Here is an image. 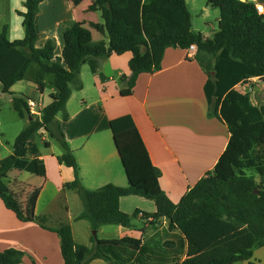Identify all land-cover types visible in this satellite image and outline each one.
<instances>
[{"label": "trees", "instance_id": "obj_1", "mask_svg": "<svg viewBox=\"0 0 264 264\" xmlns=\"http://www.w3.org/2000/svg\"><path fill=\"white\" fill-rule=\"evenodd\" d=\"M91 1L86 12L100 13L106 40H94L80 22H66L60 57L54 56L52 40L42 48L35 47L39 38L35 18L42 0H24V11L18 12L24 28L22 40L9 41L7 28H0L2 91L9 93L32 66L36 68L34 80L39 91H43L46 75L53 77L55 87L40 117L29 113L25 100L12 101L17 115L31 120L15 138L12 155L0 160V199L4 206L18 220L34 221L56 233L63 264H86L93 259L106 264H253L249 262L253 252L264 247V104L252 105L250 94L238 91L236 85L252 77L264 78V14H258L251 1L206 0L207 6L218 10L219 20L213 36L204 38L192 30L184 0ZM190 45H195L193 58L207 76L206 101L214 104L213 116L226 125L229 133L213 170L173 204L160 188V172L152 165L137 128L125 115L110 120L108 125L128 186L84 188L74 154L56 121L57 115L67 121L66 102L72 90L82 89L81 67L88 65L92 73H97L100 59L130 53L129 75L120 77L126 85L120 95L128 96L140 74L159 70L167 48L186 50ZM42 129L63 148L59 162L73 170L74 180L63 188L75 191L81 201L83 210L78 220L88 222L95 232L105 225L130 227L140 212L120 211L119 199L138 196L153 201L156 208L154 213L141 214L142 220L168 221L163 241L151 244L131 237L113 241L93 237V245L88 248L74 243L68 224L61 222L50 228L46 216H24L6 179L12 170L44 176L35 142ZM23 257L24 253L14 249L0 251V264H20Z\"/></svg>", "mask_w": 264, "mask_h": 264}, {"label": "crops", "instance_id": "obj_2", "mask_svg": "<svg viewBox=\"0 0 264 264\" xmlns=\"http://www.w3.org/2000/svg\"><path fill=\"white\" fill-rule=\"evenodd\" d=\"M184 1L188 11V1L195 5V0ZM241 1H251L254 5L261 6L264 12V0ZM23 2L24 0H0V18L5 5L14 15L13 22L0 19V28H7L9 41L24 38L22 17L18 15V12L24 11ZM91 3V0H42L35 18L39 35L35 47L42 48L47 40H52L55 43L54 56L60 57L64 23L74 21L89 29L94 40H106L101 29L103 22L100 13L86 12ZM208 9L207 5L203 7L206 15L209 13ZM214 20L216 29L211 27L210 33L192 30L204 38H211L217 31L219 17ZM91 23L98 27L93 28ZM93 33H99V37H94ZM130 58V53L102 58L99 60L98 72L90 71L91 76L82 66L79 75L82 89L72 90L66 102L67 121L63 122L58 115L56 121L60 124L64 139L78 164L81 184L88 190H95L107 184L128 186L108 124L118 117L130 116L152 165L160 172V188L173 204H177L200 178L213 170L226 148L229 133L226 125L213 116L214 104L206 101L204 85L207 76L204 70L194 58L187 57L186 50L167 48L159 70L151 74H140L131 93L121 96L120 91L126 85L120 81V77L129 75ZM35 71L36 68L33 75ZM25 79L26 75L23 80L13 84L9 93L2 91L0 83V101L6 98L12 105L14 98L26 101L32 100L31 96H36L37 101H32L37 110L42 111L51 102L50 96L55 92L53 77L45 76L42 92L35 80L34 90L23 85ZM256 87L257 90L250 93V102L254 106H260L264 104V90L259 85ZM30 120L28 117L26 125ZM49 138L52 137L42 129L35 141L36 144H41L37 145L40 153L38 159L43 163L44 176L18 170H12L7 175L8 190L24 216H46V225L50 228L57 227L61 222L66 223L71 227L74 243L88 248L93 245V237L101 241L131 237L151 244L163 241L168 221L165 218L142 220L141 214L154 213L156 208L153 201L138 196L119 199L120 211L127 214L136 210L140 212L130 227L105 225L93 235L88 222L77 219L83 206L76 192L63 188L64 184L74 180L72 168L58 160L64 150L57 141L61 148H55ZM7 147L0 149V160L12 155L13 148L9 145ZM256 179L258 180L257 177ZM8 249L24 253L20 264H63L57 234L41 228L34 221L18 220L0 199V251ZM249 262L264 264V247L256 249ZM86 264L106 263L93 259Z\"/></svg>", "mask_w": 264, "mask_h": 264}, {"label": "rangeland", "instance_id": "obj_3", "mask_svg": "<svg viewBox=\"0 0 264 264\" xmlns=\"http://www.w3.org/2000/svg\"><path fill=\"white\" fill-rule=\"evenodd\" d=\"M189 4V9H190V14L192 17V29L195 31H206V33H210L211 27H214L216 29V22L215 18L219 17V12L217 9L210 8L208 9V14H205V11L203 10V7L206 5V0H195V5H192L190 1H188ZM14 15H12L9 12V7L5 5V10L2 12L1 18L4 19L6 22H13ZM48 21L47 19H45ZM208 21V22H206ZM17 22V21H15ZM207 24H210L207 25ZM94 37H99V33L94 34ZM35 66H32V68L27 72L26 74V79L22 83L23 85L29 86L31 90H34V72ZM83 70L90 74V69L88 65H83ZM85 79V78H84ZM253 83V82H251ZM254 83L258 84L260 87L263 88L264 90V78L255 81ZM48 91V90H47ZM76 94V93H75ZM77 96V94L75 95ZM31 99L34 101H37L36 96H31ZM45 103V102H44ZM45 105V104H43ZM42 106V105H41ZM43 107V106H42ZM34 117V116H33ZM58 118H61V115L57 116ZM28 116H26L24 119L20 118L17 113L13 110L11 103L7 102V99L5 98L4 100L0 101V133H1V138H0V149L3 147L8 148L7 146L9 145L10 148H12L13 142L15 137L17 136L18 133L25 127L27 123ZM51 142L54 144L55 148L60 149V145L56 142L55 139L49 138ZM39 144V143H38ZM37 144V145H38ZM41 145V144H39ZM12 176V175H10ZM254 258V257H253ZM255 261L256 258H254Z\"/></svg>", "mask_w": 264, "mask_h": 264}, {"label": "built area", "instance_id": "obj_4", "mask_svg": "<svg viewBox=\"0 0 264 264\" xmlns=\"http://www.w3.org/2000/svg\"><path fill=\"white\" fill-rule=\"evenodd\" d=\"M254 6H255L258 14H261V15L264 14L261 6H259L257 4L254 5ZM195 52H196L195 45H190L188 47V49H186V55H187L188 58H193L194 55H195ZM257 80H260V78H258V77H252V78H249L247 80H244V81H242V82H240V83H238L236 85V89L238 91L247 92L249 94L250 93H254L257 90V87L256 86L258 85V84L254 83V82L257 81ZM251 82H253V83H251ZM26 104H27V107L29 109V113L32 116H34V117L35 116H40L41 111H38L37 110V106H36V104L32 100H26Z\"/></svg>", "mask_w": 264, "mask_h": 264}, {"label": "water", "instance_id": "obj_5", "mask_svg": "<svg viewBox=\"0 0 264 264\" xmlns=\"http://www.w3.org/2000/svg\"><path fill=\"white\" fill-rule=\"evenodd\" d=\"M212 75H214V72H212ZM255 192H257V191H255ZM92 234L94 235L95 234V231H92Z\"/></svg>", "mask_w": 264, "mask_h": 264}]
</instances>
